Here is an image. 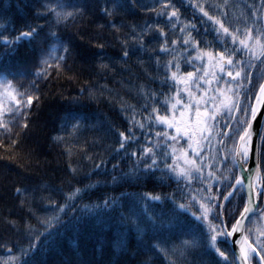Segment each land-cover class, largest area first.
Masks as SVG:
<instances>
[{
    "label": "snow or ice",
    "instance_id": "1",
    "mask_svg": "<svg viewBox=\"0 0 264 264\" xmlns=\"http://www.w3.org/2000/svg\"><path fill=\"white\" fill-rule=\"evenodd\" d=\"M190 3L206 18L205 22H211L217 48L201 47L203 41L198 39L199 33L193 35L196 25L181 21L173 0H153L152 7L142 0H104L100 11L107 17L128 14L136 8L154 14L152 23L146 20L143 24L131 25L124 34L120 56L108 57V60L126 61L148 52L149 61L154 59L157 72L162 75V82L169 85L171 94L165 95L161 102L153 92V106L149 110L147 103L142 105L140 111L144 114L139 119L134 106L122 103V112H128L129 108L132 112L129 127L124 130L105 123L99 125L100 134L93 143L103 144L106 139L111 142L104 149L106 154H92L87 153L88 141H85L87 154L83 159L92 162L85 177L90 183L73 187V180L79 183V169L69 164V177L60 185L45 183L33 185L31 189L27 185L15 188L24 217L19 222L6 219V223L20 229L27 237L26 247H20L21 256L36 257L45 243H55L52 238L57 232L56 225L64 227L61 216L67 214V209L81 198L82 192L103 184L124 190L105 194L103 201L95 205L81 207L86 211L100 210L97 215H106L104 210L121 209L122 222L134 225L140 233L153 232L155 243L148 249L154 254L162 252L169 264H264V128L260 132L255 129L257 123H264L260 119L264 117V78H261L264 72L254 71L264 66L261 16L255 9L241 11L239 15L230 13L229 0L216 4H208L206 0H190ZM16 7L24 16L20 26H11L7 20L0 25L3 28L0 74L5 77L0 81V89H3L0 93V146L4 145L5 136L11 146L17 145L18 140L11 139L13 127L18 120L21 128L28 126L31 106L37 99L15 88L13 80H7L8 76L15 79L31 74L25 72L23 65L13 63L12 57L23 46L25 60L35 68V79L31 83L50 74L52 60L56 61L59 72L73 51L71 38L60 35L59 28L74 23L88 11L87 0H43L42 3L35 0L33 4L18 3ZM107 23L117 32L123 28V24L116 25L111 20ZM170 34L174 38L169 39ZM150 41L158 44V50L146 48ZM97 47L102 50L104 44ZM164 56L169 59L164 60ZM185 57L188 65L198 63L200 67L183 71L181 65ZM109 66L101 62L98 67L107 70ZM173 84L175 91H171ZM139 91L146 101L150 99L143 85ZM84 93L95 98L92 89L82 88L81 95ZM3 98L8 100L7 108ZM222 118L224 123L220 122ZM85 119L67 112L61 117L62 130L70 126L78 132L86 127ZM137 127L162 128L163 131H156L155 138L151 132L147 133L142 142L134 132ZM256 136H259L258 141ZM205 145H208L207 150ZM253 152L258 157L255 169L249 163ZM109 161H113L110 168ZM124 161H128L126 168H122ZM93 175L110 178L91 181ZM153 179L161 187L165 186V181L174 179L178 185L184 181L183 187L189 191L193 183L198 182L199 188L191 195L182 192L179 198L175 193L127 191ZM65 186L68 191H64ZM157 205L164 206L166 211L159 214L152 211ZM77 211L73 209V217ZM173 238L178 243L167 247V240ZM117 240L122 242L120 237ZM194 254L207 259L192 261L189 257ZM10 260L12 264H21L15 258ZM31 264L44 262L33 259Z\"/></svg>",
    "mask_w": 264,
    "mask_h": 264
},
{
    "label": "trees",
    "instance_id": "2",
    "mask_svg": "<svg viewBox=\"0 0 264 264\" xmlns=\"http://www.w3.org/2000/svg\"><path fill=\"white\" fill-rule=\"evenodd\" d=\"M34 2L35 0H0V25L7 20L9 25L18 28L24 16L17 9V4H33ZM206 2L216 4L222 0H206ZM87 3L88 11L82 18L78 17L74 23L70 22L67 27L61 25L59 28V34L65 38H71L73 43L72 54L63 62L59 72L55 67L56 61L52 60L53 68L50 74L31 83L35 79L33 75L35 68L31 66V62L25 60L23 46L20 47L17 55L12 57L13 63L23 65L25 72L31 74L17 76L15 79L8 76L7 80H13L15 88L22 92H29L37 99L31 106L28 126L21 128L18 120L13 127L11 139H17V145L11 146L10 139L5 136L3 137L4 145L0 146V156L5 157L0 159V264H12L10 258H15L21 264L24 261H29L31 264L33 259H39L44 264H169V260L162 252L154 254L149 251L148 246L155 243L153 232L140 233L134 225L122 222L119 215L121 209H117L116 212L104 210L107 212L106 215H97L100 210L92 208L86 211L81 207L84 204L100 203L105 194H118L124 190L122 188L101 184L82 192L81 198L67 209L66 215L61 216L64 227L56 225L57 232L52 238L55 243L51 241L45 243L36 257L21 256L20 247H26L27 237L20 229L10 227L6 223V219L19 222L24 217L23 211L18 207L21 198L15 194L16 187L27 185L31 189L33 185L45 183L60 185L62 180H67L69 177V164L79 169L77 172L79 183L73 180V187H83L90 183L85 177L92 168V162L84 160L83 155L104 153L105 147L111 142L110 139H106L103 144L93 143L100 134L98 129L101 123L115 125L120 130L129 127L131 108L128 112H122L120 110L122 103L134 106L138 110L137 119H139L144 114L140 111L142 105L147 103L149 110L153 106L151 101L153 92L157 93L161 102L165 95L171 94L169 85L162 82L163 77L157 72L154 59L149 61L148 52L129 57L126 61L113 59L110 62L108 60V57L120 56L122 42L125 39L124 34L128 32L129 27L134 24H143L146 20L149 23L154 22V14L136 8L128 14L107 17L100 11L104 6V0H87ZM142 3L148 7L153 6V0H142ZM173 3L180 12L181 21L196 25L193 35L199 33L198 39L203 41L201 47H207L209 50L217 48L211 22H205L206 18L191 7L190 0H173ZM229 4V12L236 15H239L241 11L250 12L255 9L260 13L261 26L264 27V7H261L264 5V0H229ZM231 5L239 7H231ZM109 20L116 25L123 24L120 32L107 23ZM2 31L3 28H0V32ZM12 34L15 35V33ZM172 38L174 37L170 34L169 39ZM100 43L104 44L102 50L97 47ZM150 47L158 50V44L151 41L150 45H146L149 50ZM176 51L179 52L180 48L177 47ZM93 53L96 55L94 56ZM163 59L167 60L169 57L164 56ZM186 59L185 57L181 65L183 71H193L195 67H200L198 63L188 65ZM101 62L108 63L109 68L99 69ZM254 71L264 72V66ZM160 72L162 73L163 69ZM3 80L5 77L0 74V81ZM141 85L150 97L148 101L139 91ZM82 88L92 89L95 92V98H89L87 93L81 95ZM171 91H175L174 84ZM4 106L7 108L8 100L5 101ZM67 112H74L87 118L83 121L86 127L78 132L70 126L62 130L61 117ZM220 122L224 123V119L222 118ZM93 125L96 127L93 128ZM156 131H163V129L147 127L134 129L136 136L142 142L149 132L155 138ZM17 133L20 135L17 136ZM54 137H60V139H54ZM86 140L88 141L87 153L85 152ZM204 147L208 149V145ZM9 156L12 158L8 159ZM112 162L109 161V168ZM168 162L171 163V160ZM127 164L128 161H124L122 168H126ZM108 178L110 177L93 175L91 181H104ZM164 184L165 186L161 187L159 182L153 179L142 187L128 188L127 191L153 192L154 194L175 193L179 198L182 192H188L191 195L199 188L198 182L193 183L189 191L183 187L184 181H180L178 185L174 179L171 182L165 181ZM64 191H68L66 186ZM61 202H63L62 198ZM73 209L78 210L75 217L72 215ZM152 211L159 214L161 211H166V208L157 205ZM259 211L257 209V213ZM68 220L72 223H66ZM118 237L122 238V242L117 240ZM175 243H178L177 239H168L166 246L171 247ZM189 259L195 261L207 259V257L194 254Z\"/></svg>",
    "mask_w": 264,
    "mask_h": 264
},
{
    "label": "water",
    "instance_id": "3",
    "mask_svg": "<svg viewBox=\"0 0 264 264\" xmlns=\"http://www.w3.org/2000/svg\"><path fill=\"white\" fill-rule=\"evenodd\" d=\"M261 121L263 122L264 121V117H261L260 118ZM262 125L263 123H257L255 125V129H256V132H260L261 131V128H262ZM259 139V136H256V140L258 141ZM258 160V157L256 156L255 152H253L250 156V160H249V163L251 164V166L255 169V166H256V162Z\"/></svg>",
    "mask_w": 264,
    "mask_h": 264
},
{
    "label": "rangeland",
    "instance_id": "4",
    "mask_svg": "<svg viewBox=\"0 0 264 264\" xmlns=\"http://www.w3.org/2000/svg\"><path fill=\"white\" fill-rule=\"evenodd\" d=\"M3 92V89H0V93ZM7 100V98H3V103H5V101Z\"/></svg>",
    "mask_w": 264,
    "mask_h": 264
}]
</instances>
